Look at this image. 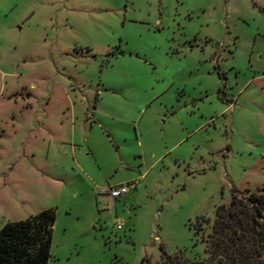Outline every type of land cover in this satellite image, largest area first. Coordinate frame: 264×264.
<instances>
[{
	"label": "rangeland",
	"instance_id": "1",
	"mask_svg": "<svg viewBox=\"0 0 264 264\" xmlns=\"http://www.w3.org/2000/svg\"><path fill=\"white\" fill-rule=\"evenodd\" d=\"M0 71L46 127L0 137V228L54 210L48 264L201 261L264 188V0H0Z\"/></svg>",
	"mask_w": 264,
	"mask_h": 264
},
{
	"label": "trees",
	"instance_id": "2",
	"mask_svg": "<svg viewBox=\"0 0 264 264\" xmlns=\"http://www.w3.org/2000/svg\"><path fill=\"white\" fill-rule=\"evenodd\" d=\"M54 210L42 211L0 228V264H48ZM195 233L198 232L195 230ZM205 258L188 260L183 253L167 255L160 247L161 264H264V188L215 209L205 239Z\"/></svg>",
	"mask_w": 264,
	"mask_h": 264
},
{
	"label": "crops",
	"instance_id": "3",
	"mask_svg": "<svg viewBox=\"0 0 264 264\" xmlns=\"http://www.w3.org/2000/svg\"><path fill=\"white\" fill-rule=\"evenodd\" d=\"M0 78L2 79V78H5V74L4 73H2L1 71H0ZM2 90V89H1ZM29 95V97H30V94H28ZM9 100H10V98H8V99H6L5 101H8L9 102ZM7 102V103H8ZM26 112H27V110H26ZM28 113V112H27ZM29 114V113H28ZM35 117L36 116H24L23 118H22V121L18 124V125H16L15 123H14V118H13V116L12 117H8V116H2V117H0V137H2V136H4L5 135V133H6V128L7 127H10V130H11V132H13V133H15V134H17V133H20V132H23L24 134H22L23 136L24 135H27V137H30L29 135L30 134H33V133H35V132H42V133H44L45 132V130H46V127H44V122H40V123H38L37 121L35 122L34 120H35ZM11 119V120H10ZM10 120V126H7V122ZM50 131V130H49ZM14 135V134H13ZM19 161V160H18ZM18 161H16L14 164H16V163H18Z\"/></svg>",
	"mask_w": 264,
	"mask_h": 264
},
{
	"label": "built area",
	"instance_id": "4",
	"mask_svg": "<svg viewBox=\"0 0 264 264\" xmlns=\"http://www.w3.org/2000/svg\"><path fill=\"white\" fill-rule=\"evenodd\" d=\"M134 184H122L116 187L107 188L101 191L102 195L107 196L112 200H121L128 196L131 190L134 189ZM119 228V227H118Z\"/></svg>",
	"mask_w": 264,
	"mask_h": 264
}]
</instances>
